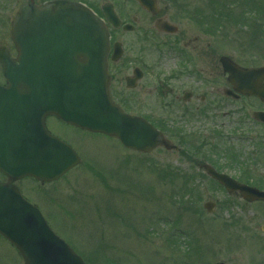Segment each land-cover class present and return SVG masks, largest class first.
<instances>
[{
    "label": "rangeland",
    "instance_id": "374dc122",
    "mask_svg": "<svg viewBox=\"0 0 264 264\" xmlns=\"http://www.w3.org/2000/svg\"><path fill=\"white\" fill-rule=\"evenodd\" d=\"M24 1L0 0V45L8 47L12 55L10 24ZM75 1L95 10L111 3L117 13L126 9L139 16L141 24L145 19L132 0ZM185 2L191 9L200 8L207 16L203 20L210 24L213 20L208 17L214 5L229 3L226 12L234 23L230 26L221 21L219 30L223 32L218 36L224 44L248 45V31L251 26L256 28L257 22L264 37V0ZM241 18L245 24L235 21ZM141 35L142 30L135 29L121 41L132 45ZM208 41L204 38L203 45ZM259 42L264 45V40ZM152 43L155 50L152 46L140 48L146 51L145 57L161 62L154 66L158 70L157 84L166 73L167 62L161 39L154 37ZM225 45L219 48L222 52L227 51ZM150 105L151 114L141 115L151 117L154 124L163 122L165 138L176 150L159 147L149 155L138 154L102 135L52 124L60 137L68 138L81 162L53 183L38 187L33 181H26L29 201L38 207L53 232L87 264H264V235L259 232L264 224V209L254 205L224 209L222 203L230 200L200 168L208 164L238 176L243 172L236 168L242 157L244 175L248 172L249 177L264 182V129L253 122L251 111L249 119L244 114L255 105L238 110L227 121L218 120L212 110L189 117L178 110L176 114L163 110L164 101L156 95ZM239 120L246 126L235 123ZM226 122L227 125L221 124ZM216 134L221 135L219 139ZM182 135L189 139V146L177 143ZM208 201L216 204L212 214L202 208ZM0 264H22L17 252L1 238Z\"/></svg>",
    "mask_w": 264,
    "mask_h": 264
},
{
    "label": "water",
    "instance_id": "95a60500",
    "mask_svg": "<svg viewBox=\"0 0 264 264\" xmlns=\"http://www.w3.org/2000/svg\"><path fill=\"white\" fill-rule=\"evenodd\" d=\"M27 1L10 30L16 58L0 48L5 79L0 86V173L8 179L0 183V235L18 251L23 264H85L13 185L26 177L41 184L53 182L80 162L68 145L45 132V119L54 116L116 138L125 148L141 153L170 147L160 132L111 102L109 33L104 22L75 2L58 0L35 8L34 0ZM102 11L113 28L120 25L110 4ZM114 48L112 60L117 61L119 45ZM224 60L223 68L239 91L264 101V69L247 70ZM259 119L264 122L263 116ZM203 168L229 193L238 190L248 202L264 201V193ZM212 207L211 203L204 206L208 212Z\"/></svg>",
    "mask_w": 264,
    "mask_h": 264
},
{
    "label": "flooded vegetation",
    "instance_id": "af4514ba",
    "mask_svg": "<svg viewBox=\"0 0 264 264\" xmlns=\"http://www.w3.org/2000/svg\"><path fill=\"white\" fill-rule=\"evenodd\" d=\"M47 1L50 0H35V6L39 7ZM132 2L137 11L144 14L145 19L142 24L139 16L137 17L136 14H131L124 9L118 13L115 11L120 20V26L113 29L108 25L110 33L108 56V72L111 76L110 92L120 108L127 113H135V116L143 118L153 126H163V129H165L163 122L159 121L154 124L151 117L142 116L143 112L151 114L150 103L154 100L155 95L159 99H163V110L168 109L175 114L180 111L184 117L212 110L217 113L218 120L227 121L236 114L235 110L242 112L248 101L255 105L251 114L264 113V103L257 98L247 97L237 92L228 82V75L223 72L220 64L223 58L244 68H256L264 64V45L259 42L262 40L259 31L261 29L260 22L254 24L256 28L252 26L253 36L251 41L247 42L248 45L236 46L231 43H225V45L219 41L221 36H218V15L227 10L229 3L221 5L217 2L212 11L214 21L211 24L208 22L203 24V11L200 8H189L186 6L185 0H143L141 2L132 0ZM86 6L104 20L101 8L95 10L89 5ZM222 8L225 10H221ZM226 13L228 14V12ZM126 27L131 30L126 31ZM190 28L195 31L189 30ZM135 29L142 30V35L136 43L130 45L121 41L126 34L133 33ZM154 37L161 39L160 46L163 48V55L167 62L166 73L161 75L157 84H155V80L158 70L154 66L155 63L160 66L161 62L157 59L152 61L154 59L152 57H145L146 51L140 48L152 46L155 50L152 43ZM204 38L210 39L205 45H203ZM116 44H119L121 58L114 62L111 60V56H113ZM224 45L227 46L225 48L227 51L222 52L219 48ZM161 48L157 47L159 51ZM235 49L237 50L235 51ZM129 53H131L130 56H128ZM157 54L162 55L161 53ZM238 104L241 106H236ZM139 113L140 115H138ZM235 123L242 125L240 127L246 126L245 122L242 124V120ZM254 123L264 129L263 124L256 121ZM221 124L227 125V122ZM46 128L51 133L56 132L52 125V118L46 120ZM216 138L220 137L216 136ZM183 140L184 138H179L178 142ZM216 171L228 175L240 184L264 191V182L248 178L240 173L238 176H231L218 168ZM0 181H5L1 175ZM25 182V180L19 181L17 186L21 194L27 198L29 189L26 188ZM215 185L217 189L226 194L222 186L217 183ZM227 198L232 199L233 202L230 203L236 206L259 205L264 208V203L261 202L246 203L238 192H233ZM259 231L264 235V224L259 228Z\"/></svg>",
    "mask_w": 264,
    "mask_h": 264
}]
</instances>
